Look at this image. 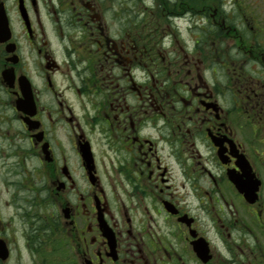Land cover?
<instances>
[{"label":"flooded vegetation","instance_id":"af4514ba","mask_svg":"<svg viewBox=\"0 0 264 264\" xmlns=\"http://www.w3.org/2000/svg\"><path fill=\"white\" fill-rule=\"evenodd\" d=\"M0 264H264V0H0Z\"/></svg>","mask_w":264,"mask_h":264}]
</instances>
